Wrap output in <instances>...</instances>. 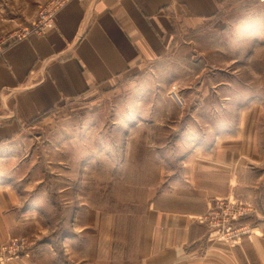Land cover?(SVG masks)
<instances>
[{"label": "rangeland", "instance_id": "rangeland-1", "mask_svg": "<svg viewBox=\"0 0 264 264\" xmlns=\"http://www.w3.org/2000/svg\"><path fill=\"white\" fill-rule=\"evenodd\" d=\"M40 2L0 0V47L32 26ZM246 7L264 8V2H232L223 18L187 36L193 42L83 101L33 119L0 145V264L35 259L22 241L33 252L45 243L48 264L54 249L83 264L97 233L95 253L105 246L101 233L122 248L117 240L137 225L134 216L144 215L163 192L182 193L187 170L213 165L206 154L215 147L222 152V174L232 173L235 181L212 199L203 229L233 249L241 264H261L255 248L264 239V37L256 35L264 32V11L245 15ZM249 24L259 31H245ZM242 32L249 38L231 49L229 37ZM232 50L254 57L229 63ZM197 149L205 156L189 157ZM167 167L184 171L176 176L170 170L168 178H179L170 185L159 173ZM232 204L243 212L251 205L252 212L233 221Z\"/></svg>", "mask_w": 264, "mask_h": 264}, {"label": "crops", "instance_id": "crops-1", "mask_svg": "<svg viewBox=\"0 0 264 264\" xmlns=\"http://www.w3.org/2000/svg\"><path fill=\"white\" fill-rule=\"evenodd\" d=\"M248 1L69 0L58 11L52 28L15 39L0 51V145L14 140L33 119L71 102L83 101L96 89L104 90L118 80L141 73L182 43L193 42L187 36L223 18L234 7L230 8L232 2L236 5ZM242 11L248 15L264 8L246 7ZM246 27L249 29L245 31H250L256 25ZM242 33L229 37L231 49L241 39L249 38L247 32ZM260 36L264 37V32L256 35ZM251 54L238 55L232 50V57L225 59L229 63L250 62L254 57ZM218 149L206 154L213 165L197 163L189 172L185 168L190 177L181 186L182 193L163 192L149 202L144 215L134 216L137 225L131 231L129 225L126 237L117 240L122 241V248L109 245L111 237L101 233L105 246L95 253L94 242L100 244L97 233L91 239L96 241L87 246L83 264H241L233 249L207 238L203 229L202 219L209 213L212 199L226 194L235 181L232 173L222 174V152ZM200 150L189 157L205 156ZM159 173L167 176L165 181L170 185L179 178L168 175L181 176L184 171L167 167L165 173ZM90 217L93 225V213ZM44 244L39 243L36 249L34 245L32 254L36 260L23 264H48L49 257L48 263L42 259ZM255 249L258 260L264 264V239ZM53 253L55 261L50 264H72L68 256L55 249Z\"/></svg>", "mask_w": 264, "mask_h": 264}, {"label": "built area", "instance_id": "built-area-1", "mask_svg": "<svg viewBox=\"0 0 264 264\" xmlns=\"http://www.w3.org/2000/svg\"><path fill=\"white\" fill-rule=\"evenodd\" d=\"M69 0H45L41 5L40 9L37 13V17L35 21L32 23L31 27L25 28L23 33L18 35L16 39H20L25 36H29L34 33H44L46 30L49 28H52L55 25V19L57 16L58 11L60 8L66 4ZM259 2H264V0H258ZM3 47H0V51ZM238 205V204H237ZM249 209V210H248ZM244 208L241 210V206L236 207V204H232L229 206L228 214H232V219L235 221L238 219V217L245 216L249 213L252 212V207L251 205L247 204V211L243 212ZM235 214V216H234ZM22 247L21 248H26L29 249V252H32L31 246L29 247L28 244L24 241L21 242ZM32 245V244H31Z\"/></svg>", "mask_w": 264, "mask_h": 264}]
</instances>
